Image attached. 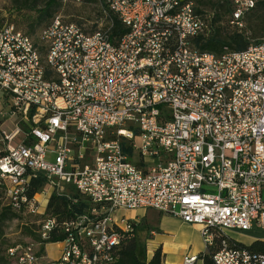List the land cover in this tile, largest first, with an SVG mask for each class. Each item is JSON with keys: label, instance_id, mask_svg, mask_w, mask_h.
<instances>
[{"label": "built area", "instance_id": "2783aa9c", "mask_svg": "<svg viewBox=\"0 0 264 264\" xmlns=\"http://www.w3.org/2000/svg\"><path fill=\"white\" fill-rule=\"evenodd\" d=\"M97 1L105 21L93 32L56 14L35 39L0 20V91L17 118L5 132L0 112V210L44 215L68 186L90 205L41 222L39 247L65 233L57 259L30 243L8 250L14 264H110L139 224L118 211L136 209L199 224L214 264H264L226 233L264 230V39L202 51L195 39L213 15L194 1ZM227 1L242 29L259 0ZM107 10L123 35L112 38ZM40 174L47 183L31 196Z\"/></svg>", "mask_w": 264, "mask_h": 264}, {"label": "trees", "instance_id": "16d2710c", "mask_svg": "<svg viewBox=\"0 0 264 264\" xmlns=\"http://www.w3.org/2000/svg\"><path fill=\"white\" fill-rule=\"evenodd\" d=\"M40 1L44 3V7L37 9V3ZM60 1L61 0H14L16 8H18L20 12L23 9H28L29 11L37 10V13L40 15V19H43V17L50 16V11L52 7L57 5ZM95 1L98 2L97 0ZM190 1L195 2V0H182L183 3H187ZM195 4L197 7V12L203 14L207 13L196 2ZM256 4L257 5L254 9H251L246 13L244 17L245 26L244 28L240 29L239 27L230 25V15L232 16L233 8L232 4L229 1L220 0V2L218 1L216 3H213L212 6L215 7L216 11L213 14V17L209 23L211 32L210 34L205 36H198L195 39L196 45H198L202 51L220 53L225 46L229 47L232 50L240 51L248 48L250 45L258 43L250 42V33L247 25L250 16L256 11H258L259 8L264 7V0H259ZM223 8L227 17L225 19L227 20L226 25L224 27H220L219 25L217 26V22L220 19L219 12ZM107 12L108 18H110L113 22V26L111 28V34L113 36L112 38L123 35L127 31V29L120 20L119 16L112 11L107 10ZM102 14L104 16L103 9ZM53 17H51L50 20H48V22L44 24V26L48 25ZM2 19L3 18H1L0 20ZM29 27L30 29H35L33 25ZM46 183L47 179L44 174H40L37 178H33L31 180V188L29 194L33 196L37 193H40L41 190L45 187ZM71 189H73V191H70L68 194H56L57 192L51 193L52 195L50 196L48 204L46 206V212L43 215V220L48 217H53L56 218V222L60 224L64 220H70L75 218L77 215L83 213L90 207L89 203L85 200L84 197L77 193L73 187H71ZM21 215L22 212H18L12 209L11 207H4L0 210V225L8 219ZM139 228L140 225H136V232L134 236L125 238L121 242V244H119L115 249H113V261L110 264H164L163 253L161 248L155 250L153 255L149 257L147 252L146 241L138 237ZM25 230L31 232L28 227H26ZM64 234L65 233L63 231L55 230L54 232H52L50 238L42 242V245L40 247V254H45L46 244L62 241L65 238ZM38 242H40V236L38 238ZM238 244L247 247L251 251L264 253V239H256L255 241H252V243L249 245L241 242H239ZM12 247H9V249ZM217 249L218 247H214L212 251H210V253H202L198 255L197 258H202L203 264H214L212 261V254ZM8 250L7 264H14L16 262V258L8 254Z\"/></svg>", "mask_w": 264, "mask_h": 264}, {"label": "rangeland", "instance_id": "374dc122", "mask_svg": "<svg viewBox=\"0 0 264 264\" xmlns=\"http://www.w3.org/2000/svg\"><path fill=\"white\" fill-rule=\"evenodd\" d=\"M220 2V0H195V2L202 7L207 13L213 15L216 11L213 7V3ZM44 7L43 2L37 3V9ZM51 15L43 17L40 19V15L37 10L29 11L28 9H23L21 12L15 6L14 0H0V19L3 21L12 22L18 27L25 30L28 34L33 36L35 39L38 32L41 30L42 26L48 20H50L53 15H62L65 21L74 22L79 25L86 32H93L97 30L100 26L102 20L105 21L102 14L101 5L95 0H85L82 3L75 0H61L57 5L52 7L50 11ZM220 19L217 22V26L224 27L226 25V13L224 8L219 12ZM40 19V20H39ZM33 25L35 29H30L29 26ZM249 29L250 42H260L264 39V7H261L252 14L247 23ZM33 30V31H32ZM17 121V118L13 119V123ZM8 126L13 129L12 119L8 121ZM14 125V124H13ZM7 127V126H5ZM7 129V128H6ZM21 138V137H19ZM20 140V139H18ZM68 192H72L71 186L66 187ZM44 205V200L42 196H38ZM47 202H45V205ZM42 214H29L22 213L21 216L14 217L6 220L0 225V264H7V250L9 247L17 245H26L30 243L36 244V250L40 251L38 246L39 229L41 222L43 221ZM174 218L169 216V214L159 213L153 209L149 210L147 221L150 225L154 223L162 222L165 228H171L174 225ZM28 227L31 232L25 230ZM188 239H187V249L197 246L201 247L204 244L201 233L194 234L195 232L188 229ZM226 233L231 237H234L241 242L249 243L252 239H262L264 238V230L255 228L254 230L242 232L236 230H226ZM194 235V236H192ZM58 243H51L47 248L48 259L55 260V257L59 249ZM207 250L206 245L203 247Z\"/></svg>", "mask_w": 264, "mask_h": 264}, {"label": "crops", "instance_id": "0c3cea01", "mask_svg": "<svg viewBox=\"0 0 264 264\" xmlns=\"http://www.w3.org/2000/svg\"><path fill=\"white\" fill-rule=\"evenodd\" d=\"M5 111L6 109L4 108V105H3V93L0 91V112L5 113L2 119L3 121L1 123V128L5 132H10L9 129H11L12 127L7 125L8 121L12 119L11 126H13V124L15 123V122L13 123V119L16 117H10L8 114H6ZM3 148L4 147L0 144V151L4 150ZM38 195L42 196V194H38ZM149 210L151 209L119 210L118 211L119 216H125L126 219H133L139 222L140 228L138 230V237L146 241L147 252H148L149 257L153 255L155 250H157L158 248H161L162 253H163L164 264H183V259L186 255H197L198 256L202 253H206V250L203 248L204 244L201 245V247L195 244L194 247H191L190 249H187V246H186L187 239H188L187 230L190 229L194 231L195 235L197 233H201V226L199 224L186 223L182 221L181 219L169 214V216L174 218L173 219L174 225H172L171 228H165L162 222L160 223L158 222V223H154L153 225H150L147 221ZM155 211H158V210H155ZM158 212L162 213L160 211ZM231 238L241 242L240 240L232 236ZM255 240L256 239H252L249 243L247 242L246 243L241 242V243L249 245L252 243V241H255ZM50 244L51 243H48L45 245L44 255L46 256V259H48L47 258L48 257L47 248ZM58 244L60 246L58 249V253L60 256L61 249H62V243L60 242ZM57 258H58V254L55 257V259ZM196 264H203V259L198 258Z\"/></svg>", "mask_w": 264, "mask_h": 264}]
</instances>
